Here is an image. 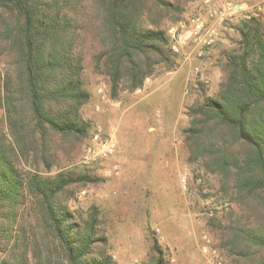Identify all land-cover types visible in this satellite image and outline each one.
I'll list each match as a JSON object with an SVG mask.
<instances>
[{"label": "trees", "instance_id": "obj_1", "mask_svg": "<svg viewBox=\"0 0 264 264\" xmlns=\"http://www.w3.org/2000/svg\"><path fill=\"white\" fill-rule=\"evenodd\" d=\"M185 1L0 0V264H119L100 208L72 206L98 177L71 162L91 131L87 49L113 99L135 91L159 65L180 63L166 22ZM238 23L218 94L188 106L183 132L189 162L217 175L236 206L225 243L239 264H264V22ZM151 239L153 255L140 264H170Z\"/></svg>", "mask_w": 264, "mask_h": 264}, {"label": "rangeland", "instance_id": "obj_2", "mask_svg": "<svg viewBox=\"0 0 264 264\" xmlns=\"http://www.w3.org/2000/svg\"><path fill=\"white\" fill-rule=\"evenodd\" d=\"M246 1H260L264 7V0ZM200 2L185 1L179 19ZM170 23L167 20V26ZM234 24L222 31L217 48L204 61V80L193 82V63L178 56L177 66L159 65L146 79V87L137 92L123 90L116 99L110 95L106 76L94 68L92 46L87 49L84 79L91 98L82 113L91 122L89 134L97 122L109 133L116 132L112 134L116 153L88 166L97 173V180L79 189L72 206L84 214L92 206L100 208L119 264H140L151 258L153 234L170 264H207L204 234L210 251L216 250L224 264H239L223 239L225 224L236 206L218 191L217 175L189 162L183 132L190 121L188 106L220 90L226 76V54L239 45V23ZM210 61L209 75L206 63ZM187 84H191L189 92ZM104 85L101 94L98 89ZM0 123L5 124L4 108ZM89 134L73 154L72 163L80 164ZM64 157L62 153L63 164ZM115 163L120 164L119 170Z\"/></svg>", "mask_w": 264, "mask_h": 264}, {"label": "built area", "instance_id": "obj_3", "mask_svg": "<svg viewBox=\"0 0 264 264\" xmlns=\"http://www.w3.org/2000/svg\"><path fill=\"white\" fill-rule=\"evenodd\" d=\"M264 7L258 2L246 0H201L200 4L176 22L168 24L166 33L169 47L173 54L183 61L192 62V80H204V61L212 55L221 33L239 20L260 19L264 22ZM105 85L98 91L104 94ZM191 84L186 85V92ZM116 153V143L104 124L97 122L85 144L81 162L94 164L108 159ZM114 168L119 170L120 164ZM206 244L203 251L207 256V264H224L216 250L210 251L209 238L204 234Z\"/></svg>", "mask_w": 264, "mask_h": 264}, {"label": "crops", "instance_id": "obj_4", "mask_svg": "<svg viewBox=\"0 0 264 264\" xmlns=\"http://www.w3.org/2000/svg\"><path fill=\"white\" fill-rule=\"evenodd\" d=\"M218 44H219V42L217 43V45H218ZM217 45L215 46V49L217 48ZM215 49H214V50H215ZM206 67H207V70H208L209 75L212 74V73H210V72H212V71H211V61L206 63ZM211 76H212V75H211ZM211 82H212V81H211ZM146 84H147V83H145V85H144L145 87L147 86ZM137 91H138V89H137L135 92H137ZM126 108H127V107H126ZM126 108H125L124 110H126ZM112 134L116 136V132L113 131ZM112 134H111V135H112Z\"/></svg>", "mask_w": 264, "mask_h": 264}]
</instances>
